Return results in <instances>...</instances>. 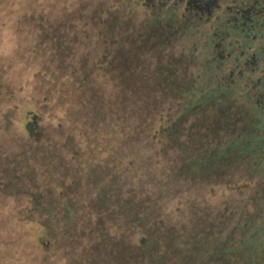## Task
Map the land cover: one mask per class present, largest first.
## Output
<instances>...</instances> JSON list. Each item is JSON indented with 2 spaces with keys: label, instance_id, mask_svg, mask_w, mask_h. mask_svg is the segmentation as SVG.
<instances>
[{
  "label": "trees",
  "instance_id": "1",
  "mask_svg": "<svg viewBox=\"0 0 264 264\" xmlns=\"http://www.w3.org/2000/svg\"><path fill=\"white\" fill-rule=\"evenodd\" d=\"M131 3L32 22L30 80L0 81V200L11 221L38 227V246L77 254L69 264H264V167H253L264 149L244 139L223 148L216 123L201 126L216 119L198 94L207 82L171 81V43L151 46ZM17 113L21 131L11 129ZM8 224L3 245L30 244V231ZM31 246L6 250L16 256L3 264H45Z\"/></svg>",
  "mask_w": 264,
  "mask_h": 264
},
{
  "label": "flooded vegetation",
  "instance_id": "2",
  "mask_svg": "<svg viewBox=\"0 0 264 264\" xmlns=\"http://www.w3.org/2000/svg\"><path fill=\"white\" fill-rule=\"evenodd\" d=\"M133 1L134 14L140 13L144 26L149 24L151 46L157 40V48L164 50L167 41L180 51L178 63L166 62L174 75L171 81H186L190 64L207 61L203 78L217 88L215 96L213 90L202 96L208 98L204 112L211 110L216 119L202 118L201 126L208 130L209 123H216L212 132L223 131V148L232 145V139H244L251 152L264 149V0ZM263 164L264 155L254 158L253 167ZM259 173L252 168L249 181H256Z\"/></svg>",
  "mask_w": 264,
  "mask_h": 264
},
{
  "label": "rangeland",
  "instance_id": "3",
  "mask_svg": "<svg viewBox=\"0 0 264 264\" xmlns=\"http://www.w3.org/2000/svg\"><path fill=\"white\" fill-rule=\"evenodd\" d=\"M96 1L100 0H0V81H2L3 85L5 84L11 89V85H24L25 82L30 80L33 68L28 67L27 57L35 46L33 40L35 37L34 35H36V30L33 28V23L35 24L38 18H41L43 22H54L57 21L59 17L64 18L66 15L75 12L78 8H80L83 15L86 16L89 14L90 9H93ZM139 14L140 13L134 14V16L139 17L140 20ZM78 16L79 15H76L75 13L72 23L75 24L78 31H84L87 27L84 26L86 23L84 21L85 17L80 16L82 17L80 20V17ZM191 37V40L197 44V48H200L199 40L192 35ZM190 45L191 43L187 42V46ZM45 48L46 47L44 46L43 49ZM79 48L80 50H83L85 46L81 45ZM170 50L171 51L168 55L175 56L176 59L181 55L178 49L170 48ZM24 52V58L16 56V53ZM180 61L182 62V60ZM183 62H185V59ZM200 62L196 63L194 61L190 64L189 74L187 73L186 75V81H197L199 84L201 83L200 85L202 87L206 81L204 79L206 78L205 75L208 73L206 71L208 65L207 61L205 63L204 60L203 63ZM203 76L205 78H203ZM215 86H217L215 83L211 85L206 84V89L201 90L200 88L198 94L200 93V96H203L205 95L204 92L206 90L214 88ZM25 89L27 91L25 90L21 95L15 93V96H21L20 98L27 96L28 89ZM15 115L16 116L12 118L11 129L21 131V114L17 113ZM241 191H245V188H242V186H237L233 191L238 199H240L239 193ZM3 200L4 198L0 200V223L2 224V227H5L7 222H12L14 225L8 224L7 228L14 227L12 229H15L16 232L26 233L30 231V237L32 236L33 238L30 239V244H28L27 237L22 238L20 246L18 247L9 243L3 245L1 242L3 239L0 238V257H3L4 255L7 256L5 260H1L2 262H0V264H3V261H6L9 257H12L13 260L15 259V254H9L11 251L16 253L17 250L22 251L28 249V247L33 248L31 244L36 246V252H38L37 255H40V257L46 255L45 264H69L71 258H77V254L73 252V254L67 255L66 249L57 248L55 246H52L50 249H43V247L38 246L35 243L36 239L34 238L39 231L38 227L31 224H17L11 221L14 220L13 213L15 214V209L13 211L8 200ZM14 208L16 207L14 206ZM4 246L7 247V249H5ZM6 250L11 251L6 253Z\"/></svg>",
  "mask_w": 264,
  "mask_h": 264
},
{
  "label": "water",
  "instance_id": "4",
  "mask_svg": "<svg viewBox=\"0 0 264 264\" xmlns=\"http://www.w3.org/2000/svg\"><path fill=\"white\" fill-rule=\"evenodd\" d=\"M215 149H217V147H216ZM130 251L133 252V250H130ZM130 251H129V252H130Z\"/></svg>",
  "mask_w": 264,
  "mask_h": 264
}]
</instances>
